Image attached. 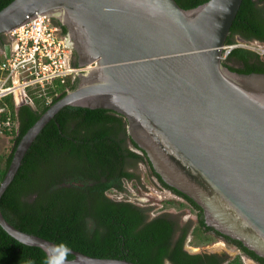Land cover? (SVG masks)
I'll use <instances>...</instances> for the list:
<instances>
[{"label":"water","instance_id":"1","mask_svg":"<svg viewBox=\"0 0 264 264\" xmlns=\"http://www.w3.org/2000/svg\"><path fill=\"white\" fill-rule=\"evenodd\" d=\"M242 1L186 9L176 0H12L3 7L0 34L45 14L67 28L78 64L93 66L21 137L0 199L36 136L63 107L111 109L125 116L128 133L163 180L203 208L207 225L264 258V73L230 70L221 58ZM0 225L42 247L48 264H137L23 231L1 208Z\"/></svg>","mask_w":264,"mask_h":264},{"label":"trees","instance_id":"2","mask_svg":"<svg viewBox=\"0 0 264 264\" xmlns=\"http://www.w3.org/2000/svg\"><path fill=\"white\" fill-rule=\"evenodd\" d=\"M11 1L0 0V10ZM176 1L188 9L208 0ZM54 21L65 34L67 28ZM236 37L264 44V0L242 1L226 44H235ZM4 42L0 40V45ZM223 62L239 73H264V54L249 48L234 46ZM77 82L67 78L64 82L54 80L44 89L34 87L29 90L32 105L16 108L12 95L0 99V109L4 108L0 121L11 116V125H2L3 129L15 133L4 167V156L0 155V182L24 133L51 103L75 89ZM47 97H52L50 102ZM139 162L147 163L164 186L183 196L196 209L200 216L197 235L209 240L211 237L203 232L202 226L209 230L213 227L205 223L203 208L163 180L146 151L128 133L125 116L106 108L67 105L56 113L36 136L2 194L1 212L23 231L94 257L123 258L137 264H223L226 258L219 253L185 250L189 226H183L175 239L176 222L170 219V213L163 212L149 220L146 214L151 206L109 195L126 192V182H140L136 170ZM225 237L264 264V258L240 240ZM64 255L74 257L70 253ZM48 260L42 247L20 242L0 225V264H48ZM226 264H242L241 255Z\"/></svg>","mask_w":264,"mask_h":264},{"label":"built area","instance_id":"3","mask_svg":"<svg viewBox=\"0 0 264 264\" xmlns=\"http://www.w3.org/2000/svg\"><path fill=\"white\" fill-rule=\"evenodd\" d=\"M7 34L10 37V55L0 52L3 56L0 61V99L12 95L15 105L16 102L32 105L33 99L29 90L34 87L44 89L54 80L64 82L67 78L77 79L80 72L93 66H80L76 63L67 36L59 30L52 18L45 14L37 13ZM234 46L236 44L224 45L222 60ZM255 51L264 54V47L256 46ZM51 98L47 97V101L50 102ZM3 110L4 108H1V111ZM2 125H11L10 115L2 121Z\"/></svg>","mask_w":264,"mask_h":264},{"label":"rangeland","instance_id":"4","mask_svg":"<svg viewBox=\"0 0 264 264\" xmlns=\"http://www.w3.org/2000/svg\"><path fill=\"white\" fill-rule=\"evenodd\" d=\"M8 37V42L10 41V37L8 34H6ZM6 37V38H7ZM236 46H241L245 48H249L251 50H255L256 46H264L261 42L257 40H245L241 37H236ZM1 52V50H0ZM1 54V53H0ZM3 59L2 54L0 55V61ZM232 64H236L235 62ZM237 65V64H236ZM17 108V107H16ZM0 109V114H1ZM18 126V122L15 120V127ZM4 127L2 126V121H0V155H3V163L2 166H5V159L8 156V154L12 150V146L14 144V136L15 133H9L7 131H4ZM136 170L140 173V182H126L125 186L127 188L126 192H113L109 195L118 198V199H127L133 202L138 203L142 206H151V214L152 215H158L163 212H170L172 214H175L179 217H182L184 219H188L192 216H194L193 210L184 203L183 200L180 198H176V196L172 193H170L168 190H165L160 187V185L157 183V181L154 179V177L151 176V173L149 171V168L144 163H139ZM190 209V211H189ZM197 233H199L198 228L196 227L193 230V234L189 239L193 238L196 240H203L199 244L191 245L190 243L186 246H193L198 249V251L207 250L209 252H215L222 254L224 258H233L236 253H238V250L236 248H232L231 246L225 244L221 240H205L207 239L206 236L199 238ZM192 242V241H191ZM196 242V241H194ZM203 247H212V248H203ZM195 250V248H191ZM242 264H255L252 260L247 258L246 256H242Z\"/></svg>","mask_w":264,"mask_h":264},{"label":"flooded vegetation","instance_id":"5","mask_svg":"<svg viewBox=\"0 0 264 264\" xmlns=\"http://www.w3.org/2000/svg\"><path fill=\"white\" fill-rule=\"evenodd\" d=\"M54 20H57V19H54ZM58 21H59V20H58ZM60 23H61V22H60ZM61 24H62V23H61ZM58 26H59V25H58ZM59 30L62 31L61 26H59ZM67 32H68V30H67ZM67 32L65 33L66 35H67ZM6 37H7L6 34H2V35H0V40L5 41L4 44L0 45V50L3 51V52H5V49H6L5 47H6V45L9 43V42H8V37H7V38H6ZM257 41H258V40H257ZM74 55H75V60H76V62L79 63L75 51H74ZM127 125H128V121H127ZM139 163H144V164H146V165L148 166L149 171H150V173H151V176L154 177V179L157 181V183L160 185L161 188H163V189H165V190H168L170 193L174 194V195L176 196V198H180L181 200H183L184 203H186V204H187V205L193 210V212H194V216H192V217H190V218H188V219H184V218L179 217V216H177V215H175V214H172V213H170V212H168V213H170V214H169V215H170V219L175 220V222H176V223H175V229H176V231H175V239L179 237V235H180V233H181V228H182L183 226H185V225H188V226H189V233H188V236H187V239H186L187 244H188V243H190L191 245L196 244L194 241H197V240L194 239V241H193V240H192L193 238H192V239H191V238L189 239V237L192 236V234H193V230H194L196 227L198 228L199 225H200V223H199V221H200L199 213L196 211L195 208H193V206H192V205H191V204H190V203H189V202H188L183 196L178 195V194L175 193L171 188H169V187H167V186H164V185L159 181V179H157V177L154 176V175L152 174V169H151V167H150L147 163H145V162H139ZM131 182H132V181H131ZM148 207H150V206H148ZM150 211H151V210H150ZM150 211H148V213L146 214L147 219H149V220L152 219L153 217L157 216V215H152ZM189 211H190V209H189ZM202 215H203L204 221H206V220H205V219H206V218H205V213H204L203 210H202ZM202 229H203V232H205L206 235H208V236L211 237L210 240H221V241H223L225 244L231 246L232 248H236V249L238 250V253H236V255H234L233 258H229V257L226 258L223 264H226V263L232 261L237 255H241V258H242V256L244 255V256H246L247 258H249L250 260H252L255 264H260L257 260H255V259L252 258V257H249L246 253H244V251H242V249H241L242 247H241L239 244H237V243H235V242L230 241L229 239H227L223 233H221V232H219V231H217V230L214 231V228H213V230H209V229H205V227L202 226ZM217 232H219V233H217ZM186 241H185V243H186ZM191 241H192V242H191ZM244 246H245V245H244ZM184 248H185V250H187V248H196V247H193V246H188V247H187L186 244H185V245H184ZM203 248H212V247H203ZM187 251L190 252L189 250H187ZM190 253H195V252H190ZM197 253H198V252H197ZM219 255H221V256L223 257L222 254H219Z\"/></svg>","mask_w":264,"mask_h":264},{"label":"bare ground","instance_id":"6","mask_svg":"<svg viewBox=\"0 0 264 264\" xmlns=\"http://www.w3.org/2000/svg\"><path fill=\"white\" fill-rule=\"evenodd\" d=\"M65 35H66V34H65ZM263 47H264V46H263ZM263 47H262V48H263ZM73 51H74V50H73Z\"/></svg>","mask_w":264,"mask_h":264},{"label":"clouds","instance_id":"7","mask_svg":"<svg viewBox=\"0 0 264 264\" xmlns=\"http://www.w3.org/2000/svg\"><path fill=\"white\" fill-rule=\"evenodd\" d=\"M54 21V19H52ZM55 22V21H54Z\"/></svg>","mask_w":264,"mask_h":264}]
</instances>
